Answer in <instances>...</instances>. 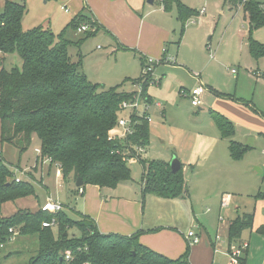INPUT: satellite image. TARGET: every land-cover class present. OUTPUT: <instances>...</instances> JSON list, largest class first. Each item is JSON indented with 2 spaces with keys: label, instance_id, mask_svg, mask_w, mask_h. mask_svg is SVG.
<instances>
[{
  "label": "trees",
  "instance_id": "trees-1",
  "mask_svg": "<svg viewBox=\"0 0 264 264\" xmlns=\"http://www.w3.org/2000/svg\"><path fill=\"white\" fill-rule=\"evenodd\" d=\"M229 1L235 6L242 4L249 20V33L264 26L262 3L256 0ZM174 2L183 23L196 15L195 10L177 0H162L160 3L165 10H170ZM25 12L24 3L11 1H5L0 12L1 145L8 142L22 152L34 136L37 137L41 155L50 158L51 163L59 164L65 180L69 176L75 181L80 177L82 186L113 188L130 180L125 145L108 139L120 103L129 98L130 93L120 90L119 86L103 88L92 83L81 71V56L73 60L69 55L68 46L72 42L65 37V32L68 28L76 29L81 18L73 19L68 27L55 34L41 27L24 30L21 22ZM89 24L95 29L94 23ZM87 32L89 34L91 30ZM249 50L253 55L264 54V45L251 40ZM13 54L21 59V65L6 69L4 62ZM147 85L144 83V91ZM211 116L220 135L230 139V157L240 159L249 147L231 139L235 134L234 124L215 111ZM134 121L135 129L127 137V143L146 147L149 144V123L139 117ZM139 162L143 197L185 195L187 189L182 167L173 173L168 162L141 158ZM35 195L33 183L22 178L15 181L11 169L0 156V205ZM257 196H264V193ZM39 207L34 212L18 209L10 216H0V255L4 244L14 236L35 235L38 252L28 264H190L187 258L189 249L178 258H169L141 244L139 233L130 236L100 233L87 215L80 214L76 219L63 210L48 213L40 211ZM52 220L55 233L52 227L42 226L44 221ZM251 222V215H238L228 226V238L237 239ZM71 229H77L79 235L70 234ZM66 251L70 252V259H65Z\"/></svg>",
  "mask_w": 264,
  "mask_h": 264
},
{
  "label": "rangeland",
  "instance_id": "rangeland-1",
  "mask_svg": "<svg viewBox=\"0 0 264 264\" xmlns=\"http://www.w3.org/2000/svg\"><path fill=\"white\" fill-rule=\"evenodd\" d=\"M181 1L186 4H192L193 8L197 10L205 6L206 16L209 20L207 23L199 25L197 17L192 19L194 23H188V34L181 43L178 53L175 54V60L169 59L168 62L158 63L154 66L153 76L156 79V83L150 84L147 92L154 98V101L161 102L164 116L159 114V109L151 106L149 111L151 119L149 130L151 133L149 135L153 141L151 145L149 144L145 147L142 159L145 161L161 160L153 157L161 154H175V157L179 160H186L185 164L190 162L185 176L190 181L189 193L195 214L203 211L207 213V209H209L211 212L209 211L210 214H207V216L214 217V213L218 209L215 203H219L218 201L223 194L227 193L234 198L241 196L240 193H236L237 191H232L235 189V182L232 181V174H227L223 160L214 159V155L216 157V154L220 151H223V155H228L227 145H229L230 139L224 138L220 140L221 136L218 128L208 113L209 107L215 109L210 104L212 96H209L208 101L203 103V105L195 107L191 105L190 99L182 91L201 85L198 82L199 79L208 87L228 93L224 94L225 96L231 95L232 97L241 98L239 102H247L249 100L254 108H249L248 112L240 108L237 109L238 104L235 105L237 100H231L232 97L216 98L217 102L212 104H216L225 112H230L231 115L229 116L231 118L233 116V118L228 119L233 123L237 122L240 127L245 128L244 124H253L255 117L247 116L251 115L250 112L254 114L257 110L264 114V54H251L249 41L253 40L264 45V26L253 29L251 36H249L245 31L246 25L243 21L241 8H230L224 0ZM2 2L4 3L3 0H0V6ZM25 3L28 8V15L25 18L24 28L33 27L37 22L39 23L46 19L44 12L47 9V12H50L48 17L51 21L48 29L55 34L57 32L60 33L62 23L68 17V14L56 7L53 2L43 7V9L41 6L38 7L36 5L29 8L28 1H25ZM199 26L201 28L197 30L196 27ZM68 30V34L71 30L72 32L75 31L71 28ZM79 34L81 33L75 31L72 33L71 38L77 39L80 36ZM96 44L99 45L100 49L97 51L100 52L95 53L92 51V55H100V59L94 56L85 57L83 60V68L86 72L94 75L91 78L89 77L90 80L103 84V80L107 78L110 83L106 81L104 86L108 87L115 84L127 85L130 80L126 79V77L131 78V80L140 78L142 67L138 59L132 58L129 54L121 55V57H107L103 54L105 53L104 50H106L103 42L96 40L93 42L94 47ZM173 49V46H171L170 53L173 52ZM71 51L73 50H70V54L75 60L76 52L72 53ZM20 65L21 59L15 54L8 56L4 62L6 69L14 66L19 67ZM231 69L234 70V73H231ZM97 75L99 76L95 77ZM158 78H160L159 82ZM135 82H138V80L132 81L131 86ZM206 85L203 86L206 87ZM208 94L211 95L210 92ZM219 113L224 115L222 112ZM209 123L213 124L210 126ZM212 136L216 137L217 140L212 141ZM237 138L235 134L231 137L235 141ZM33 140L22 152L11 143L5 142L2 145L0 143V155L11 169L12 176L23 178V180H32L39 204H42L47 195L50 194L52 200L58 203L62 202V210L69 217L77 219L79 212L85 214L86 212L81 210V203L85 195L82 197L72 193L69 183L65 184L61 182V179L55 177V172L53 171L56 163H51V160L47 162L54 166L51 171L50 166L48 168V165L43 160L47 157H43L41 154L38 155L34 151V146L39 145V140L35 136ZM248 141L249 138L245 142ZM250 145L252 150L244 154V161L262 159L260 158V150L263 143L257 140L254 145L250 141ZM37 149H40V147L38 146ZM129 168L131 174L130 183H133L132 185L119 188L117 186L113 188L105 187L103 193L110 195L117 189L118 197L122 199L124 196L131 197L130 199H135L138 196L137 199L140 202L143 203L144 201V211L147 217H155L159 213L165 216L164 222L168 223L171 219L177 218L178 215V222L184 224V218L179 215L181 214V208L177 205V203H182V209L185 212L187 205L183 203L184 201L167 200L168 198L163 199L154 195H145L143 197L141 163L135 161L129 164ZM259 168L256 164L252 165V176L261 177L262 174L259 173ZM48 170L51 171L49 177H47ZM69 179L71 181L72 176L68 177V181ZM45 183L46 187H44ZM89 188L85 187V194L88 193ZM209 197H214V201L208 200ZM6 212L4 210L3 214ZM221 214L223 216V210H221ZM182 216H185V214ZM203 218L206 217L203 216ZM222 219L225 220L226 217L223 216ZM186 229L185 233L188 230H194V223L187 226ZM52 230L54 233L56 232L55 225L52 226ZM69 233L76 236L79 235L77 229H71ZM221 236L223 240L224 235L222 233ZM237 244L232 242L230 246L238 247L243 245ZM37 252V236L16 235L2 247L0 264H28L30 258L34 257ZM225 264H228V260Z\"/></svg>",
  "mask_w": 264,
  "mask_h": 264
},
{
  "label": "crops",
  "instance_id": "crops-1",
  "mask_svg": "<svg viewBox=\"0 0 264 264\" xmlns=\"http://www.w3.org/2000/svg\"><path fill=\"white\" fill-rule=\"evenodd\" d=\"M3 1L4 3L5 1H11L24 4H26L25 1H28L29 8L36 5L38 7L41 6L42 9L43 7L53 2L56 7H59V9L62 10L65 14H68V17H66L64 19V22L62 23L60 32L68 27L73 19L81 18L82 20L80 21V24H82L83 22L94 23L96 25L95 29H92L89 34L88 32L79 34L80 36L77 39L71 38L72 33L75 31L77 32V28L74 29L75 31L73 32L71 30L69 34V28L66 30L65 37L72 42L68 46V53L71 56L70 50H73L71 52H76V58L78 56H81V71L86 75L89 81L102 85L103 88L119 86L120 90L128 93L132 90L131 81L133 80H131V78L129 77H126V79L130 80L127 85L115 84L108 87L104 86L107 78L103 80L105 82H103V84L90 80L91 76L94 75L92 73L86 72V70L83 68V60L85 57L94 56L97 59H100V55H92V51H94L95 53L100 52L97 51L100 49L98 44H96L94 47V41L101 40L103 42L106 49L104 50L105 53L103 54H105L107 57H121V55L125 56V54H129L130 56H132V58L139 60L140 66L142 62L147 58L158 59L160 63H164L168 62L169 59L175 60V54L178 53L179 47H181V43L185 40L186 35L188 34V23H194L192 22V19L197 17L199 19V25L207 23L209 20L206 16L205 6H202L197 10L196 8H193L192 4H186L181 0H177L179 4H182L185 7L196 11V15L187 18L184 23L178 16L177 4L174 2L172 3V7L170 8V10H165L163 8V5L160 3L161 0H153L151 4L148 3L147 0ZM256 1L262 3L261 5L264 4V0ZM224 2H227L230 8L239 7L242 9L243 21L246 25L245 31L247 35L251 36L252 31L251 33H249V20L242 8V4H237L235 6L229 0H224ZM4 3L2 2L0 6V8L2 7L0 12L3 10ZM65 9H67V11H65ZM202 10L203 12H201ZM26 15H28L27 7L21 22L22 28L24 30H28L34 27H41L43 29L49 30L48 27L51 24V21L48 17V15H50V12H47V9L46 12H44V16L47 18L39 23L37 22V24L33 27L28 26L29 28H24L23 25ZM196 28L197 30H199L201 26ZM56 34H58V32ZM171 46H173L174 48L172 53H170ZM71 58L73 57L71 56ZM230 71L232 73V69ZM98 76L99 75L95 77ZM159 80L160 78H158V82ZM107 82L110 83L109 80ZM198 82L201 85L203 83L202 80L199 79ZM203 85L206 84L203 83ZM148 86L149 85H147L144 94L147 102L150 104V108L151 106H153L154 108L159 109V114L164 116V109L162 108L161 102L154 101V98L150 94H148ZM205 88L206 90L202 96V102L200 105L206 103L209 96H212L210 104L213 105L212 107H214L215 109H211L210 107L208 108L210 117L212 118L211 112L215 111L217 113H224V115L221 113L219 114L223 116L227 115V119H232L233 116L232 118L229 116L231 115L230 112H225L223 111V109H220L218 106H216V104H212L217 102L216 98L232 96H225L228 93H223L217 89L208 87L207 85ZM208 92H210L211 95H209ZM218 93H221L222 95ZM232 99L237 100V103L235 104H238L237 109L240 108L243 111L248 112L247 110L249 108H254L249 100L247 102H239L241 98H237L235 96L232 97L231 100ZM250 114L251 115L247 116L255 117L254 123L251 125L244 124L245 128L238 126L237 122L233 123L231 121L235 127V135H237L238 137L236 141L249 147L246 152L252 150V146L249 144L250 141L254 145L257 140L262 142L263 146L260 150V158L262 159H255L254 161L253 159L244 161V154L246 153L245 152L240 159L233 160L230 157L228 145L227 156L229 157L223 155V151L218 152L216 154V157L214 155V159L223 160L227 174H232V181L235 182V189H233L232 191H237L236 193H240L241 195L234 198L233 196L230 197V195L227 193L223 194L218 201L219 203H215V206H217L218 209L216 213H214V217L207 216V214H210L211 212L209 209H207V213L203 211L196 212L195 214L189 193L190 181L185 176L187 167L190 162H186L188 164H185L186 160H179L177 157L176 158L180 161V167H182L187 192L183 196L168 198L167 200H181L184 201L183 203L185 205H187V209L184 212V210L182 209V203H177V205L181 208V214L179 215L184 218V224L182 222H178V215L177 218H175L174 220L171 219V221L168 223L164 222L165 216H162L159 213L155 217H147L144 211V201L143 203L140 202L137 199L138 196H136L135 199H130L131 197L128 198L127 196H124V198L122 199L118 197L117 189L113 191L114 193H110V195H107L106 193H103L105 187L85 185L81 186L83 192L79 194L76 188L78 186L75 185V179L73 180L72 178L71 181L70 179L69 181L64 180L61 176L60 170L56 166L53 172H55V177L61 179V182L65 184L69 183L71 185L70 189L72 193L81 195L82 197L85 195L81 203V210L86 213L84 214L79 212L78 216L80 214L89 216L94 221L96 228L100 233H115L122 236H130L132 234L139 233L138 240L141 244L173 259L180 257L186 251V249H189L187 258L190 264H225L227 260L228 264H264V196L256 197L258 193H264V114L257 110L254 114L252 112H250ZM213 123H215L214 120ZM213 123H209L210 126ZM150 133L151 131L149 130V134ZM247 138H249V143L245 142ZM211 139L212 141L217 140L214 136H212ZM222 139L224 138L221 136L220 140ZM33 141L34 140H32V142ZM152 141L153 140L149 135L150 145L152 144ZM38 146L39 145L34 146V151L38 148ZM150 155L153 157L151 152ZM172 157H175V154H161L160 156L155 155L153 158L161 159L164 162L170 163ZM223 157H225V159H223ZM44 163L48 165V168L50 166L51 171L53 170V164L47 162ZM253 164H256L260 167L261 172L259 173L262 174L261 177L257 178L252 176L251 167ZM50 170H48L47 172V177L50 176ZM130 180L119 183L117 185V188L121 186L124 187L132 185L133 183H130ZM44 187H46V183ZM85 187H90L88 193L86 194ZM226 195L229 196L228 205L225 207H221V200ZM47 198H51V195L48 194L46 199ZM214 199V197H209L208 200L214 201ZM40 205L41 204H39V201L37 200V195L19 198L12 202L8 201L0 205V216H10L14 214L18 209H27L34 212ZM4 210H6L7 212L3 214ZM221 210H223V216L226 217V219L223 221L219 220V216H222ZM183 214H185V216H182ZM244 214L252 216L251 225L244 228L237 239L230 240L227 234L229 224L238 215L241 216ZM203 216H205L206 218L202 219ZM192 223H194L195 226V229L193 231L197 235H199L200 241L195 245L189 246L185 239V231L187 230L186 227L191 225ZM260 228L262 229L261 231L259 230ZM221 233L224 235L223 240ZM213 234H219L220 238L215 239V235ZM232 242L238 244H246V247L242 249V253L235 263H231L227 255V251L229 250L230 245H232Z\"/></svg>",
  "mask_w": 264,
  "mask_h": 264
},
{
  "label": "built area",
  "instance_id": "built-area-1",
  "mask_svg": "<svg viewBox=\"0 0 264 264\" xmlns=\"http://www.w3.org/2000/svg\"><path fill=\"white\" fill-rule=\"evenodd\" d=\"M162 1V0H161ZM262 8H264V4L262 5ZM67 11V9H65ZM203 12V10L201 11ZM94 29L93 26H91L89 23H82L77 27V32H87ZM160 63L158 59H152L147 58L143 61L142 65V72L140 75V78L138 82H135L132 84V90L129 92L130 97L127 99H124L120 103V108L117 116L116 123L113 127V129L110 131L108 139L117 140L125 145V160L128 163L139 161L141 158V155L145 151V147L141 145L136 146H130V144L127 143V137L129 135H132L134 132V125L136 121H134L135 117L143 118L148 123H150L151 119L149 116L150 111V104L147 102L143 90L144 83H148V85L156 83V79L153 76L154 66L156 64ZM234 70H232V73ZM206 88L203 85H199L196 87H193L190 90L182 91L183 93H186L187 97L190 99V103L192 106H199L201 104V97L204 94ZM36 153L38 155L41 154L40 149H35ZM45 162H50V158L43 159ZM58 169L59 164H54ZM21 178L15 177V181H19ZM77 191L79 194L83 192L82 187H77ZM228 199L229 196L226 195L222 198L220 206L225 207L228 205ZM40 211L42 212H48V213H54L62 210L61 203H58L57 201L52 200L51 198H47L39 207ZM219 220L222 221V217L219 216ZM55 225V222L52 220L50 222L44 221L42 223V226L44 227H52ZM11 231V229H10ZM220 236L216 234L215 239H219ZM186 242L189 246L195 245L200 241L199 235H197L193 230H189L185 234ZM246 247V244H243L242 246L233 247L230 246L229 250L227 251V255L229 258V261L231 263H235L239 256L242 253V249ZM65 259H70L71 255L69 251L65 252ZM86 264V263H84Z\"/></svg>",
  "mask_w": 264,
  "mask_h": 264
},
{
  "label": "water",
  "instance_id": "water-1",
  "mask_svg": "<svg viewBox=\"0 0 264 264\" xmlns=\"http://www.w3.org/2000/svg\"><path fill=\"white\" fill-rule=\"evenodd\" d=\"M147 2L151 4L153 0H147ZM169 166H170L171 171L175 173L180 169V161L176 157H172V159L170 160ZM259 172H261L260 168H259ZM82 184H83L82 179L78 177L75 181V185L79 187V186H82Z\"/></svg>",
  "mask_w": 264,
  "mask_h": 264
}]
</instances>
